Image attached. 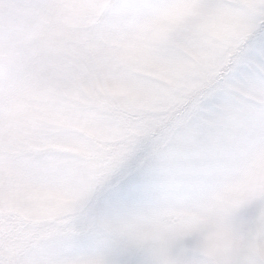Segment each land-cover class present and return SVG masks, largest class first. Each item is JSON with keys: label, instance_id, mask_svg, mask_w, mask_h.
Returning <instances> with one entry per match:
<instances>
[{"label": "clouds", "instance_id": "obj_1", "mask_svg": "<svg viewBox=\"0 0 264 264\" xmlns=\"http://www.w3.org/2000/svg\"><path fill=\"white\" fill-rule=\"evenodd\" d=\"M0 0V264H264V0Z\"/></svg>", "mask_w": 264, "mask_h": 264}, {"label": "snow or ice", "instance_id": "obj_2", "mask_svg": "<svg viewBox=\"0 0 264 264\" xmlns=\"http://www.w3.org/2000/svg\"><path fill=\"white\" fill-rule=\"evenodd\" d=\"M14 3L21 9H31L36 7V5L31 2V0H14ZM249 46V55L264 62V26L257 29L256 33L249 41Z\"/></svg>", "mask_w": 264, "mask_h": 264}]
</instances>
